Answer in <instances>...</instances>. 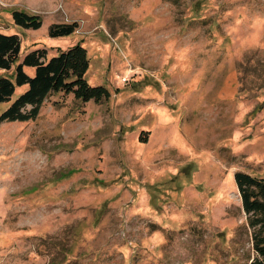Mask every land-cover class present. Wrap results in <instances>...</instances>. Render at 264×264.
I'll return each instance as SVG.
<instances>
[{"label": "rangeland", "instance_id": "rangeland-1", "mask_svg": "<svg viewBox=\"0 0 264 264\" xmlns=\"http://www.w3.org/2000/svg\"><path fill=\"white\" fill-rule=\"evenodd\" d=\"M0 30L21 60L81 42L111 91L0 123V264H252L235 173L264 177V0H0Z\"/></svg>", "mask_w": 264, "mask_h": 264}, {"label": "trees", "instance_id": "trees-1", "mask_svg": "<svg viewBox=\"0 0 264 264\" xmlns=\"http://www.w3.org/2000/svg\"><path fill=\"white\" fill-rule=\"evenodd\" d=\"M11 13L14 23L23 28L39 29L43 24L40 15L22 10ZM77 28V22L54 23L49 28V36H70ZM21 48L22 39L18 33L9 34L0 30V69L12 71L10 76H0V104L10 102L18 87L27 86L0 113V123L35 119L52 93H73L85 102L111 97L108 87L95 85L88 80L91 58L87 47L81 42L67 49H59L51 57H48L46 49L37 48L28 52L22 60ZM26 66L34 67L35 73H27ZM235 181L244 210L249 215L250 226L254 228V248L258 256L252 264H264V177L238 171Z\"/></svg>", "mask_w": 264, "mask_h": 264}, {"label": "built area", "instance_id": "built-area-1", "mask_svg": "<svg viewBox=\"0 0 264 264\" xmlns=\"http://www.w3.org/2000/svg\"><path fill=\"white\" fill-rule=\"evenodd\" d=\"M123 80H124V81H126V80H127V78H124Z\"/></svg>", "mask_w": 264, "mask_h": 264}]
</instances>
